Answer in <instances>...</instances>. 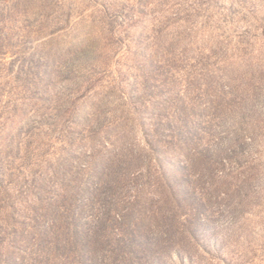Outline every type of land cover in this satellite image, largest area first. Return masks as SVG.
<instances>
[{
	"label": "rangeland",
	"instance_id": "1",
	"mask_svg": "<svg viewBox=\"0 0 264 264\" xmlns=\"http://www.w3.org/2000/svg\"><path fill=\"white\" fill-rule=\"evenodd\" d=\"M142 120L172 123L154 152ZM132 149L152 177L125 164L114 196L29 190ZM0 180L67 216L92 264H264V0H0Z\"/></svg>",
	"mask_w": 264,
	"mask_h": 264
},
{
	"label": "trees",
	"instance_id": "2",
	"mask_svg": "<svg viewBox=\"0 0 264 264\" xmlns=\"http://www.w3.org/2000/svg\"><path fill=\"white\" fill-rule=\"evenodd\" d=\"M161 123H152V133H149L145 121L142 120L144 142L150 148L152 152L156 151L155 141L152 139V135H159L161 132L165 131L167 128H172L171 122H166V125ZM151 135V137H150ZM119 154L118 152H115ZM115 164L103 165L98 168V164L90 165L89 171L85 173L86 178L80 179L75 177L76 184H65L59 182L60 187L53 184L49 186L45 184V177H40L36 179L37 172L33 177L32 182L28 185L30 186V192L36 198L37 202H42L45 198L42 195V191L51 192V197L49 199H54L57 196L68 197L70 201H79L82 198L88 196L92 199L98 197H109L116 194L117 185L121 183L124 173L125 164H134L138 167L137 171L133 172L132 177L136 178H146L150 181L152 177L153 161L158 160L159 157H154V153L151 155H145L143 152L132 149L126 154L123 153ZM126 158V159H124ZM158 163V161H157ZM159 166V163H158ZM55 173H57L55 171ZM58 174V173H57ZM162 181H165L170 187V194L176 196L178 192L174 190L171 177L166 173L160 175ZM12 177V175H11ZM14 179V178H13ZM79 179V180H78ZM78 181V182H77ZM12 182V180H11ZM57 183V182H56ZM3 182L0 180V186H3ZM14 184V182H13ZM25 181L19 182L18 186L19 193H23ZM27 185V186H28ZM12 186H5L6 200L3 203L6 205L2 209L6 210V214L0 218V264H92L93 253L90 249L88 242L82 243V247L76 246L74 240L80 239L77 226L71 229V222L68 221L67 216H64L63 222L58 224L56 222V216H58V210L54 209L55 215H52L53 209L48 210L45 213H40L41 208L37 207V203H29L30 200L25 197L21 202L27 203V207L32 210L30 213L27 209H17L16 199L12 197ZM3 191V190H2ZM29 192V193H30ZM64 192V194L62 193ZM8 195V196H7ZM18 202V201H17ZM72 206V205H71ZM11 209L9 212L8 210ZM18 211H17V210ZM4 210L2 212H4ZM52 216H51V215ZM107 214H109L107 212ZM47 216V219H42V216ZM41 216V218H40ZM60 216H63L61 213ZM21 219H17V218ZM50 217L49 224L50 232L52 234V240L47 239L48 232L44 229L45 220ZM27 220H30L32 224H29ZM93 238L100 236L101 231H94ZM88 240V234L84 237ZM7 244L8 248L2 249V245ZM14 249L17 253H12L9 251Z\"/></svg>",
	"mask_w": 264,
	"mask_h": 264
}]
</instances>
